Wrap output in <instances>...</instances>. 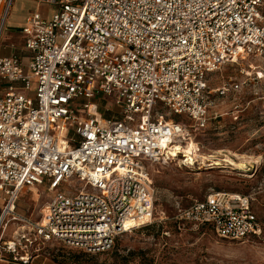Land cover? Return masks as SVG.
I'll return each mask as SVG.
<instances>
[{
    "label": "built area",
    "instance_id": "obj_1",
    "mask_svg": "<svg viewBox=\"0 0 264 264\" xmlns=\"http://www.w3.org/2000/svg\"><path fill=\"white\" fill-rule=\"evenodd\" d=\"M35 1L53 14L25 19L30 62L0 57L8 83L0 97V226L23 223L1 247L22 264L38 244L103 253L118 236L151 225L146 164L196 162V136L222 129L214 98L245 83L228 79L211 89L209 76L249 58L263 61L249 70L264 72V0ZM12 2L0 0V29ZM251 74L244 72L246 81L257 79ZM106 97L119 118L99 113ZM157 106L181 121L155 116ZM67 126L74 129L66 136ZM187 143L194 148L184 154ZM73 179L82 187L61 191ZM33 187L50 195L34 222L14 213L21 191ZM174 209V224L207 227L221 240L262 234L247 195L213 191L185 207L176 200Z\"/></svg>",
    "mask_w": 264,
    "mask_h": 264
},
{
    "label": "rangeland",
    "instance_id": "obj_2",
    "mask_svg": "<svg viewBox=\"0 0 264 264\" xmlns=\"http://www.w3.org/2000/svg\"><path fill=\"white\" fill-rule=\"evenodd\" d=\"M3 8L4 4L0 20ZM44 13L50 18L53 11ZM262 63L261 59L249 58L226 65L209 76L211 89L228 79L245 83L235 93L214 98L211 110L217 114L215 122L222 129L196 136L199 143V152L193 157L196 162L179 156L166 163L146 164L155 192L151 225L118 236L113 249L103 253L85 254L54 241L38 244L39 257L34 264H264V72L248 69ZM244 72H252L250 77L257 79L246 81ZM103 103L115 107L111 97L104 98ZM70 108L82 118L76 104ZM154 115L166 121H181L161 106L155 108ZM73 129L67 126L66 136ZM185 147L180 148L184 154ZM81 187L82 183L73 179L61 191ZM213 191L250 196L262 226L261 236L231 242L217 238L207 227L173 223L176 200L185 207ZM48 200L49 194L42 187L24 189L15 202L14 213L21 219L38 221ZM22 224L8 223L6 234L11 236Z\"/></svg>",
    "mask_w": 264,
    "mask_h": 264
},
{
    "label": "crops",
    "instance_id": "obj_3",
    "mask_svg": "<svg viewBox=\"0 0 264 264\" xmlns=\"http://www.w3.org/2000/svg\"><path fill=\"white\" fill-rule=\"evenodd\" d=\"M12 11H8V15L4 21L3 27L0 30V57H16L18 58L23 66H26L31 59V54L25 50L24 48V36L21 32L22 27L25 24V19L28 14L32 12H38L42 16L45 15V12H50V9L39 5L35 0H13L10 9ZM35 86L34 80L31 83V89ZM8 87V83L0 80V97L3 96L6 88ZM14 87H20L19 84H14ZM99 107V113L103 118H119L118 112L115 107L110 108L105 105L103 102L97 103ZM109 108L110 111H106L105 108ZM35 190H37L35 188ZM20 195V194H19ZM50 196V195H49ZM49 201V200H48ZM4 207V197L0 192V215L3 211ZM34 222V220H29ZM6 227L0 226V264H22L17 259L14 258L13 255L7 253L1 245L11 239V236L6 234ZM38 251H35L30 255L31 262L29 264H34L35 259L39 257Z\"/></svg>",
    "mask_w": 264,
    "mask_h": 264
},
{
    "label": "bare ground",
    "instance_id": "obj_4",
    "mask_svg": "<svg viewBox=\"0 0 264 264\" xmlns=\"http://www.w3.org/2000/svg\"><path fill=\"white\" fill-rule=\"evenodd\" d=\"M181 148V147H180ZM179 148V149H180ZM192 148H193V144H191V143H187V145H186V147H185V153H189L191 150H192ZM180 152H181V150H180ZM187 155V154H186ZM188 160H193L192 158L191 159H188ZM238 167H240V169H241V165H238ZM34 188V187H33ZM33 188H31V189H33ZM30 189V190H31ZM44 210V209H43Z\"/></svg>",
    "mask_w": 264,
    "mask_h": 264
},
{
    "label": "trees",
    "instance_id": "obj_5",
    "mask_svg": "<svg viewBox=\"0 0 264 264\" xmlns=\"http://www.w3.org/2000/svg\"><path fill=\"white\" fill-rule=\"evenodd\" d=\"M143 228H145V227H143ZM143 228H140V229H143ZM79 251H81V250H79ZM83 253H85V254H87L86 252H84V251H82Z\"/></svg>",
    "mask_w": 264,
    "mask_h": 264
}]
</instances>
